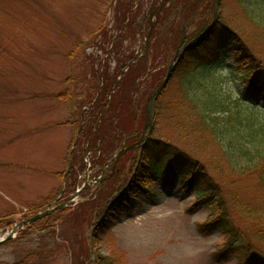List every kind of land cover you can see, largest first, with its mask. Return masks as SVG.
<instances>
[{"label":"rangeland","instance_id":"1","mask_svg":"<svg viewBox=\"0 0 264 264\" xmlns=\"http://www.w3.org/2000/svg\"><path fill=\"white\" fill-rule=\"evenodd\" d=\"M121 1L0 0V214H6L13 225L23 219L28 206L49 209L69 199L74 192L72 187L81 188L78 196L63 206L65 210L50 213L52 219L43 229L32 227L28 231L23 227L0 245V264H80L89 252V262L111 257L113 264L236 262L231 258L227 263H215L212 255L225 237L216 231L208 235L198 232V225L204 223L210 211L192 210L194 195H185L177 188L166 190L160 184L152 186L149 197H139L138 207L123 214L110 231L95 236V229L91 230L103 197L108 191H114L113 187H107L105 180L114 175L112 181L116 185L125 179V174L119 176L125 164L119 165L115 172L113 169L110 177L105 173L111 166L109 157L123 143L116 140L117 134L112 137L115 120L110 118H105L102 124L101 152L85 151L81 155L80 145H73L72 140L81 123L78 107L85 100L82 95L87 89L85 83L91 82L100 59L106 57L104 49L108 37L116 34L114 20ZM163 1L167 2L149 0L139 12L137 34L131 33L123 41L130 53L137 50L142 59L149 56L145 48L149 25L154 22L151 12ZM209 2L201 3L202 13L211 5ZM248 3V0L240 3L221 0L217 16L264 60V32L254 23L252 6ZM209 8L210 22L214 6ZM152 28L153 25L151 33ZM165 31L169 29H164L153 48L156 54L162 55L159 62L164 66L159 64L157 68L160 74L165 73L181 37L179 30L172 36L176 45L168 49ZM147 63L150 66L149 59ZM228 63L232 60L224 64ZM111 64L114 66L113 61ZM220 71L222 81L218 91L234 103L240 83L233 80L228 70ZM171 83L175 96L178 78ZM134 85L137 87L133 108L123 120L119 119L123 128L136 120L145 123V105L150 95L147 85H136V80ZM69 88L73 91L71 97L66 94ZM59 94L67 98L58 97ZM141 103L142 112L136 107ZM173 105L160 110L156 116L154 107L151 128L177 139L178 130L173 126L178 116L177 105ZM186 123L183 120L179 133L188 139L179 137L177 143L193 156L209 162L214 168L212 173L222 179L225 192L259 201L257 197L263 195H259L257 178L230 176L226 162L219 160L216 146L199 145L194 130ZM69 168H72L71 176L67 181L55 175ZM260 247L264 250V243Z\"/></svg>","mask_w":264,"mask_h":264},{"label":"trees","instance_id":"2","mask_svg":"<svg viewBox=\"0 0 264 264\" xmlns=\"http://www.w3.org/2000/svg\"><path fill=\"white\" fill-rule=\"evenodd\" d=\"M148 1L123 0L117 8L119 11L114 20L116 34L108 37V45L104 49L106 57L100 59V66L91 75V82L85 83L87 89L82 93L85 100L78 107L79 110L81 108V123L75 129L72 142L75 146L80 145L81 155L85 151L101 150V128L105 118L115 120L112 137L117 134L116 140L120 144L123 143L119 149L139 140L143 123L136 120L131 126L123 128L119 120H123L122 117L133 108L131 105L134 104V91L137 87L134 85L135 80L136 85H147L148 95L154 92L165 76V73L160 74V71H157L159 64L162 65V62H159L162 55L153 51L154 44L164 29H169L165 31L166 47L169 49L175 46L176 41L172 36L179 31L177 25L184 23L199 9L200 3L207 4L210 0L166 2L167 7L163 8L157 20L153 22L147 54L149 56L135 59L122 73L115 87L122 70L134 56L133 52H129L128 46H124L123 41L129 34H137V27L140 26L139 12ZM248 2L252 6V18L256 20H253L254 23L264 32V0ZM229 60H232V63L225 65ZM219 66L220 69L217 70ZM222 69L228 70L233 80L240 83L238 97L234 103L229 102V99L218 91L221 88ZM91 70H94V67ZM172 72L168 84L156 100L155 116L160 110L171 108L173 104L177 105L178 116L173 123L178 130L177 139L156 133L154 128L141 148L130 149L118 158L117 167L120 168L123 164L126 166L119 175L125 174V179H121V182L117 180L120 184L117 182L116 185L112 181L113 177L105 180L107 187H113L114 191L106 193L98 211L96 210L94 235L110 231L123 214L138 207L136 201L139 197H149L152 186L160 184L166 190L177 188L185 195H194L192 210L205 208L210 211L204 223L199 224L197 229L202 235L216 231L225 237L222 245L212 255L215 263H227L231 258H235L236 262L232 264H264V250L260 247L264 243V60L256 56L240 34L220 20L206 40L186 49ZM85 75L87 77V74ZM176 77L179 86L173 96L171 82ZM66 94L71 97L73 91L69 88ZM59 96L67 98L65 94ZM228 105L233 107L229 108ZM136 107H140V112L144 109L142 103ZM183 120L194 130L199 145L216 146L219 160L226 162L230 176L257 178L261 191L259 195H263L257 197L259 201L225 192L222 189V179L212 173L214 168L209 162L193 156L187 148L177 143L179 137L188 139L185 134H180ZM111 158L112 156L109 157ZM69 169L55 175L67 181L72 168ZM76 189L77 187H72L71 192ZM27 208L29 209L24 215L26 218L42 211L33 206ZM51 215L25 226L26 230L30 231L32 227L43 229L50 223ZM6 216L0 214V229L13 223L12 220L8 221ZM89 219H92L91 214ZM89 253L80 264L90 261ZM88 264H113V259L103 257Z\"/></svg>","mask_w":264,"mask_h":264},{"label":"water","instance_id":"3","mask_svg":"<svg viewBox=\"0 0 264 264\" xmlns=\"http://www.w3.org/2000/svg\"><path fill=\"white\" fill-rule=\"evenodd\" d=\"M219 3H220V0H214L213 5L216 7V8H215V11H214V17H215V18H214L213 22H212L210 25H208V26L206 27V29H205V28L202 29L204 32L198 37L199 40H200V39H205L207 32L211 29V27H212L213 24L215 23L216 18H217V17H216V13H217V10L219 9ZM196 44H197V42L195 43V45H196ZM189 46H190V45H185V47L183 48V50L186 51V48H188ZM176 51H177V52H176V54H175V57L173 58L172 63H171V65L169 66V68H168V70H167V72H166L167 74H166L165 78H164L163 81L160 83V85L155 89V91L153 92V94L148 98V100H147V102H146V105H145V106H146V110H145V126H144V128H146V126H149V127L151 128L152 120H153L152 115H153V110H154V107H155V106H154V103H155L157 97L159 96V93H160V92L166 87V83H167V81L169 80L170 75H171V73H172L171 71H172V69H173V67H174V61H175V58H176L177 56H181V54L184 52V51H183V52L178 51V48H177ZM127 148H130V147H127ZM124 152H125V150H120V151L115 155V157L113 158L114 165H115L116 159H117L121 154H123ZM78 192H79V190H77L75 193H73V195H72V197H71L70 199H68L65 203L59 205L58 207H63L64 204H66L67 202H69L70 200H72L75 196H77ZM53 209H54V208H52V209H48V210H45V211H42L41 213H38V214L32 216L31 218H29V219H27V220H23V221H21V222L15 224V225L10 229L9 232H8L6 229H2V230H1V234H2V235L5 234L6 237L1 238V239H0V243H3L4 241L11 239V237L13 236V234L16 233L17 228H18V227H21V225L29 224V223H31L32 221L38 220V219L42 218V216H45V215L50 214L51 212H53Z\"/></svg>","mask_w":264,"mask_h":264},{"label":"flooded vegetation","instance_id":"4","mask_svg":"<svg viewBox=\"0 0 264 264\" xmlns=\"http://www.w3.org/2000/svg\"><path fill=\"white\" fill-rule=\"evenodd\" d=\"M169 1L170 0H167V2H169ZM212 1L213 0H210L208 5L212 4ZM166 5L167 4H165L163 1L162 3L153 7L154 10L151 12V16L154 13L153 14L154 22L157 20L158 14H160L162 12L163 8L166 7ZM199 7H200L199 9L195 10L193 12V14L190 15L188 17V19H186L184 21V23H182L179 26L178 29L181 30V37L179 38L178 44H180L181 40L183 41V43L191 42L196 35L202 33V27L206 26L207 23L209 22L208 21L209 20L208 15L210 14L211 9L208 7L209 9L207 8L206 11L202 13L201 11L203 10V6L201 5V3H200ZM146 10L147 9H145V11ZM212 17H213V13H212ZM213 18L211 19V21L213 20ZM152 24H153V21H152ZM152 24L149 25V31L147 33V38H149V39H150V36H148V35L151 33L150 28L152 27ZM139 28H140V26H139ZM139 34H140V31H139ZM145 49H148V45L146 46Z\"/></svg>","mask_w":264,"mask_h":264}]
</instances>
